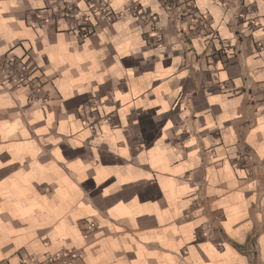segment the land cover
<instances>
[{"label": "crops", "instance_id": "crops-1", "mask_svg": "<svg viewBox=\"0 0 264 264\" xmlns=\"http://www.w3.org/2000/svg\"><path fill=\"white\" fill-rule=\"evenodd\" d=\"M178 1L0 0V262L264 264V0Z\"/></svg>", "mask_w": 264, "mask_h": 264}, {"label": "built area", "instance_id": "built-area-1", "mask_svg": "<svg viewBox=\"0 0 264 264\" xmlns=\"http://www.w3.org/2000/svg\"><path fill=\"white\" fill-rule=\"evenodd\" d=\"M178 0H163V6L166 9H175ZM93 16L106 17L109 20L117 19L120 14L113 13L109 10L104 1H101L97 6L92 4V8L89 9ZM134 11V10H133ZM139 14V10L133 12ZM53 17L64 19L71 23L72 29H75L79 36L84 39L92 33V25H90V16L82 14L76 8L67 6L65 8L55 6L53 11ZM148 21H152L153 24H157V17L155 15L147 16ZM202 18H207L202 15ZM203 26V24H200ZM156 26H153L151 31L154 33L152 37L158 38L159 31L156 30ZM199 29V27H198ZM160 37V36H159ZM37 67L33 65V62L27 59H22L9 52L5 55H0V83L8 86L12 89H26L30 93V100L36 104H47L49 101V93L46 89L47 83L41 77L36 75ZM94 226L91 224L90 229ZM82 259L81 251H66L58 253L56 255H47L42 259V264H73L76 260ZM0 264H4L0 262ZM22 264H30L28 261H23Z\"/></svg>", "mask_w": 264, "mask_h": 264}, {"label": "rangeland", "instance_id": "rangeland-1", "mask_svg": "<svg viewBox=\"0 0 264 264\" xmlns=\"http://www.w3.org/2000/svg\"><path fill=\"white\" fill-rule=\"evenodd\" d=\"M94 1H96V3H95V5L97 6L101 1H104V0H99V2H97V0H94ZM162 3H163V0H162ZM134 11H136V10H134ZM134 11H131L132 13L134 12ZM113 12V11H112ZM85 13V12H84ZM114 13V12H113ZM86 14V13H85ZM116 14H120V13H116ZM134 14V13H133ZM96 19L97 18H99L100 16H94ZM154 33H152L151 32V34L150 35H153Z\"/></svg>", "mask_w": 264, "mask_h": 264}]
</instances>
